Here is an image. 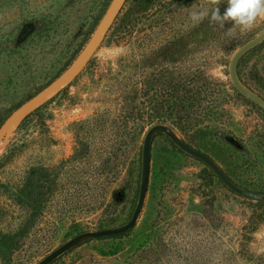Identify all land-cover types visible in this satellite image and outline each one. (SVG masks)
<instances>
[{
    "label": "rangeland",
    "instance_id": "rangeland-1",
    "mask_svg": "<svg viewBox=\"0 0 264 264\" xmlns=\"http://www.w3.org/2000/svg\"><path fill=\"white\" fill-rule=\"evenodd\" d=\"M135 1L75 80L0 150V264H37L81 233L127 223L155 125L264 195V112L229 77L234 53L264 20L241 31L190 19L223 12L227 0H141L130 15ZM111 2L0 0V127L72 65ZM238 76L264 100V42L240 60ZM16 233L23 237L3 242ZM52 264H264V205L231 192L158 134L135 227L120 239L86 240Z\"/></svg>",
    "mask_w": 264,
    "mask_h": 264
},
{
    "label": "water",
    "instance_id": "water-1",
    "mask_svg": "<svg viewBox=\"0 0 264 264\" xmlns=\"http://www.w3.org/2000/svg\"><path fill=\"white\" fill-rule=\"evenodd\" d=\"M127 1L128 0H112L103 18L101 19L96 30L94 31L91 39L84 47L82 52L79 54V56L76 58V60L72 63V65L53 83H51L48 87L42 90L35 97L27 101L25 104L20 106L6 119V121L0 127V150L7 147L11 135L17 132L21 124L32 113H34L37 109H39L40 107L48 103L51 99L56 97L59 93H61L81 73V71L89 63L92 56L95 54V52L98 50V48L106 38V35L108 34L111 27L119 17ZM263 42L264 30L261 31L258 35H256L253 39L246 42L234 53L229 64V77L235 90L245 99L258 106L264 112V100L261 97L257 96L255 93H253L251 90H249L241 82L238 76V64L240 60ZM159 133L168 137L169 140L181 151L204 164L231 192L244 199L257 203H264V195L256 194L238 187L235 183L231 181L230 178L225 175V173L211 158L181 140L170 127L160 124L155 125L147 131L144 137L142 146V171L139 197L135 210L129 221L124 225L116 228L81 233L66 242L65 244L61 245L59 248L47 255L37 264H52L59 257L66 254L71 249L79 246L86 240L123 235L128 233L135 227L145 202V197L149 184L151 143L153 138Z\"/></svg>",
    "mask_w": 264,
    "mask_h": 264
},
{
    "label": "clouds",
    "instance_id": "clouds-1",
    "mask_svg": "<svg viewBox=\"0 0 264 264\" xmlns=\"http://www.w3.org/2000/svg\"><path fill=\"white\" fill-rule=\"evenodd\" d=\"M215 6L220 0H208ZM227 7L221 12L220 7H213L210 14L205 11H193L190 19L199 23L205 17L209 19L210 25L226 24L239 27L241 31L251 30L258 19L264 20V0H227Z\"/></svg>",
    "mask_w": 264,
    "mask_h": 264
},
{
    "label": "trees",
    "instance_id": "trees-1",
    "mask_svg": "<svg viewBox=\"0 0 264 264\" xmlns=\"http://www.w3.org/2000/svg\"><path fill=\"white\" fill-rule=\"evenodd\" d=\"M141 0H136L134 3H133V11H131L130 15H135L137 13V9H138V4ZM121 14V13H120ZM161 134V133H159ZM158 135V134H157ZM38 174H40L41 172H39L40 170H36ZM32 180V179H31ZM35 186H32L31 188H33ZM32 191H34V189H32ZM34 197V193H31L29 192L27 198L30 199V201L32 202V205H29L30 207V210L31 212H33V214H37L40 210H41V203L39 202V200H36L33 198ZM258 205H264V203H257ZM23 237V234L22 233H16L14 234L13 236L11 237H3V242H6L10 245H12V243H14L16 240L20 239ZM123 235H119V236H112V237H107V238H100L99 240H102V239H120L122 238ZM3 257H4V254H3Z\"/></svg>",
    "mask_w": 264,
    "mask_h": 264
}]
</instances>
